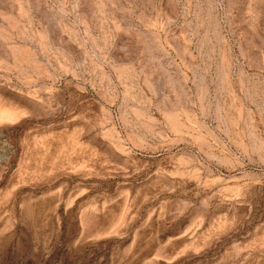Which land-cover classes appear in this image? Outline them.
<instances>
[{
	"label": "rangeland",
	"instance_id": "1",
	"mask_svg": "<svg viewBox=\"0 0 264 264\" xmlns=\"http://www.w3.org/2000/svg\"><path fill=\"white\" fill-rule=\"evenodd\" d=\"M0 264H264V0H0Z\"/></svg>",
	"mask_w": 264,
	"mask_h": 264
}]
</instances>
